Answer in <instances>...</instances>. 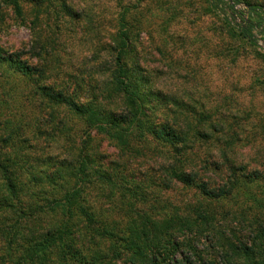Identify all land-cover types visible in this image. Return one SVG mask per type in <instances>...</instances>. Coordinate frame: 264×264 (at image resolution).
<instances>
[{"label":"trees","instance_id":"16d2710c","mask_svg":"<svg viewBox=\"0 0 264 264\" xmlns=\"http://www.w3.org/2000/svg\"><path fill=\"white\" fill-rule=\"evenodd\" d=\"M90 12L0 0V32L12 19L32 35L17 50L0 45L27 91L0 128V264H264V146L161 86L126 11L90 72L69 66L60 79L64 28H94ZM177 188L201 197L160 196ZM235 195L254 207L214 209Z\"/></svg>","mask_w":264,"mask_h":264},{"label":"rangeland","instance_id":"374dc122","mask_svg":"<svg viewBox=\"0 0 264 264\" xmlns=\"http://www.w3.org/2000/svg\"><path fill=\"white\" fill-rule=\"evenodd\" d=\"M68 1L79 10L91 11L94 28L81 22L64 28L58 46L61 64L55 62L64 68L60 79L69 66L73 67L70 72L77 68L79 74L90 72L92 55L105 53L102 48L118 28L119 15L126 11L134 36L140 38L144 64L156 71L161 86L179 91L205 114L226 118L238 127L244 141L248 136L264 146L260 141L264 130V0ZM247 2L256 4L257 9L251 10ZM25 7L30 12L31 6ZM10 22L11 27L0 32V45L7 51L23 48L32 36L29 24ZM232 27L250 29L252 40L245 43L233 34ZM26 93L22 76L7 64H0L1 131L8 118L18 116L20 105L27 102ZM103 145L114 158L115 148L107 142ZM245 147L243 150L253 156ZM160 196L170 202L201 197L178 188ZM212 205L216 211L254 207L242 203L237 195Z\"/></svg>","mask_w":264,"mask_h":264}]
</instances>
